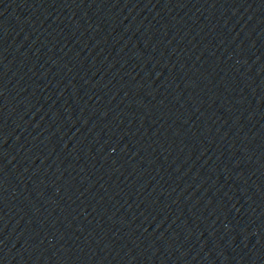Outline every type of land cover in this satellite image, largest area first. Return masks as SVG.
Returning <instances> with one entry per match:
<instances>
[{
  "label": "water",
  "instance_id": "water-1",
  "mask_svg": "<svg viewBox=\"0 0 264 264\" xmlns=\"http://www.w3.org/2000/svg\"><path fill=\"white\" fill-rule=\"evenodd\" d=\"M0 264H264V0H0Z\"/></svg>",
  "mask_w": 264,
  "mask_h": 264
}]
</instances>
